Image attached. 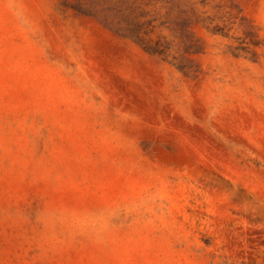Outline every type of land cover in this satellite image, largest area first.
Segmentation results:
<instances>
[{
    "label": "rangeland",
    "instance_id": "374dc122",
    "mask_svg": "<svg viewBox=\"0 0 264 264\" xmlns=\"http://www.w3.org/2000/svg\"><path fill=\"white\" fill-rule=\"evenodd\" d=\"M0 264H264V0H0Z\"/></svg>",
    "mask_w": 264,
    "mask_h": 264
}]
</instances>
